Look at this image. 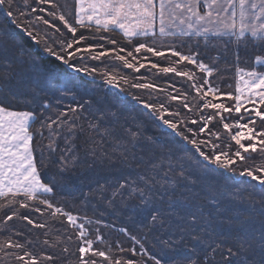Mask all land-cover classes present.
<instances>
[{"label":"snow or ice","instance_id":"obj_1","mask_svg":"<svg viewBox=\"0 0 264 264\" xmlns=\"http://www.w3.org/2000/svg\"><path fill=\"white\" fill-rule=\"evenodd\" d=\"M33 2L35 7L32 6L30 0H23L21 7L16 4V0H0V11H3L8 23L17 29H22L42 53L62 63L72 72L86 73L89 76L99 73L104 83L112 88L120 87L119 81L121 80L124 84H128V78L117 77L107 69L100 70L86 64L78 65L73 61L78 55L83 59L84 53H88L92 60H100L101 57L108 56L110 52H113L116 53L115 59L122 61L125 68L139 72L141 68L145 67V64L140 63L134 53H151L153 57H165V53L159 50L163 45L157 43V32L161 41L166 37L175 36L177 33L181 36L190 34L201 36L210 32L213 34L223 33L235 36L237 46L240 44V39H247L245 34L250 33L253 43L264 47V0H75V25L80 28L95 25L97 32L119 30L128 42H132L135 37L149 35L153 37L151 44L139 43L135 45L134 51L127 52V57H131V60L136 63L130 62L124 55L119 54L126 51L123 47L105 49L97 51L95 54H93L95 48L104 49V46L98 44L79 47L87 37L81 35L77 38V28L64 14L59 13V5L55 0H33ZM14 4H16L15 10ZM42 5H49L50 8L57 9V11L49 10L48 16H51L53 20L58 19L64 28L72 34L71 39L60 42L58 50L40 32L37 31L34 34L31 29V25L37 22H42L48 27H56L55 24L41 15H36L32 20L21 22V18L28 15L24 11L25 8H30L32 13H43L46 9ZM69 15H71L70 11ZM56 31L59 32L60 29L56 28ZM0 35L12 38L11 47L18 51L20 57H27V62L33 71L39 72L41 76L47 75L43 70L40 55L25 47L22 42L15 40V34L10 30L0 31ZM100 39H107V42L112 45L117 44L114 39L103 36ZM167 51L172 57H178V60L173 61V66L160 67L157 63H149L159 72L174 73L176 76L186 77L188 81L193 82L190 85L196 93V97L193 99L198 97L199 101H203L202 104H189L187 93L169 94L168 100L184 101L185 109L200 114L199 121L187 115L181 116L179 111L170 110L165 103L153 104L140 101L136 96L132 98L142 103L143 107L149 110L150 116H154L168 129H171L175 135L191 145L194 153L198 154L201 159H196L193 155H186L176 158L173 162L171 150H168L167 158L161 155L150 160L144 170L134 178L124 177L122 181L118 182V187L112 190L111 197L106 198L101 195V202L105 203L108 208L114 207L117 197L121 198V204L124 205L131 200L138 201L135 207L144 213L147 221L145 227L135 234L124 227L119 228L118 231L128 236L139 248L125 249L119 241L116 242V247L121 252H131L133 257L139 251L142 253L141 259H125L123 257L114 259L111 242L104 239L99 228L95 229V239L89 238V230L86 225H99L102 222L100 219L94 220L87 216L74 215L48 198V194H52L54 188L49 183L42 182L41 170L34 160L32 146L34 134L30 132L31 124L38 117L33 111H17L0 103V201H3L0 203V209L11 208L15 204L19 205L18 209H12L11 214H6L3 221L0 222L3 224L0 231L9 233L0 237V253H3L4 257H13L16 264H45L46 261L52 262L56 259L51 254L41 253L39 256L34 254L28 247L33 241L24 238L25 232L15 227H9V222L16 219L26 221V224L31 226L27 231L48 228L47 221L41 223L19 211V209H31L41 216L45 211H48L51 218L64 217L68 225L76 229L75 239L79 241V246L76 249L78 257L75 260H69L67 264H104V262L106 264H147L143 257H147L153 264H168L166 260H162L158 256L167 255L165 249L178 245L189 248L191 253L181 264H264V159H261L259 163L255 162L256 155L264 157V127H261L264 125V71H258L255 67L251 70L237 67L235 94L221 93L217 87L211 86L208 79L213 75L215 69L200 60L199 53L184 54L175 45H168ZM182 62L193 65L200 73L205 74L203 84L195 82L197 79L195 72L178 70L174 66ZM254 64L264 65V56L257 55L254 58ZM7 78L6 75L4 79L7 80ZM136 79L143 78L137 77ZM130 86L136 89L156 87L152 83H132ZM32 91L34 95L39 94L36 89ZM160 91L166 90L160 89ZM210 95L213 99L226 96L227 101H234V103L228 106L223 102L214 103L207 99ZM245 105L251 107H245ZM43 107L47 110L50 104L45 103ZM79 108L83 109L84 105H79ZM205 109L215 110L214 115H205ZM69 112L61 111L55 118L52 115L44 116L40 119V127L37 129L42 137L43 129H47L49 134V143L37 148L42 159L45 151L50 158H54L58 150L57 137L64 140L65 147L59 148L61 154L57 165L61 172L67 171L69 167L78 162L73 144L78 133L85 136L88 155L95 156L103 152V145L96 140V136L99 135L102 138L107 137L114 140L113 151L118 152L125 160L128 159V144L131 143L134 146L142 136V125H137L135 131L121 125L120 128L127 139L124 136H117L115 127L105 126L106 116L115 119V113L101 111L99 116L89 121L85 128L76 123L80 119L78 108H70ZM222 113H227L228 116H224ZM234 113L239 114L238 118L232 123L226 122ZM166 117H172V119ZM216 117L220 118L223 130L230 139H224L218 130H213L210 127V123ZM188 124H200L201 126L197 131L192 127H187ZM233 129L236 131L233 132ZM201 134H204L202 139L199 138ZM146 139L151 141L152 138L147 137ZM232 142L237 147L233 148ZM104 154L106 155V153ZM185 160L189 162V166L193 164L196 166L195 178L185 167ZM51 162H55V160ZM217 169L231 172L233 175L238 173L240 177L247 178L242 181L245 186L236 188L235 192H247L248 196L242 198L236 195L232 197L233 200L249 199L252 193L256 191L260 193L259 210L254 206L255 201L251 205V211L248 212L233 213L231 209H228V215L221 217L222 231L220 233H217L215 229L209 231L207 227H197L198 221H203L205 224L208 221L205 217L189 211L192 201L174 200L177 188L186 183H204L211 188L210 182L217 174ZM248 179L252 183H248ZM98 191L103 194L107 189L101 185ZM125 193H127L126 197ZM193 195L195 196V193ZM17 197H23V199L18 200ZM209 202L216 203L215 200ZM173 218L177 222L175 225H173ZM257 219L259 229L253 227ZM80 220L83 222H78ZM225 225L232 235H224ZM105 227L111 226L105 225ZM173 227L180 234L179 240H174L171 236L163 238V233L160 230ZM51 234V228L44 232L45 237ZM150 235L154 243L158 242L162 246L158 251L147 247L146 242ZM186 236L190 237V241L185 239ZM13 237L23 239H14ZM66 239L72 241L73 237L67 236ZM54 241L53 243L45 238L42 243L48 247H56L61 243L60 236H55ZM97 242L105 245L106 250L94 247ZM62 251L68 254L70 249L65 245ZM193 255L196 257L195 259L192 258Z\"/></svg>","mask_w":264,"mask_h":264},{"label":"trees","instance_id":"obj_2","mask_svg":"<svg viewBox=\"0 0 264 264\" xmlns=\"http://www.w3.org/2000/svg\"><path fill=\"white\" fill-rule=\"evenodd\" d=\"M59 5V13L64 14L67 19L77 28V38L81 35L87 39L79 45V47H86L88 45H103L104 49L95 48L93 54L97 51L105 49H119L125 48V52L119 53L124 55L130 62L136 63L127 57L128 51H134L135 45L139 43H152L153 37H135L132 42L124 39L119 30L109 32L96 31V26L80 28L75 25V0H55ZM32 6L35 7L33 0H30ZM16 4L23 6V0H16ZM14 4L13 8L15 10ZM46 11L43 13H32L30 8H25L24 11L28 13L27 16L21 18L23 23L26 20H32L36 15H41L48 19L56 27H48L42 22H37L31 25V29L35 32H40L45 39L52 44L54 48L59 49L60 42H66L72 38V34L64 28L63 24L58 20H53L48 16L47 12L57 11L55 8H50L49 5H42ZM69 11L71 15H69ZM27 26V25H26ZM56 28L60 31L57 32ZM10 30L14 33V39L22 42L25 47L32 49L33 52L42 57V65L46 76H41L39 72L33 71L30 64L27 62V57H20L17 50L11 47L12 38L0 35V103L5 107H9L17 111H33L38 117L34 123L31 124L30 132L34 134L32 146L34 149V160L38 168L41 170L42 182L49 183L54 188L52 194H48V198L53 202L62 206L66 211L72 212L74 215L80 217H90L92 219H100L102 222L99 225H86L89 230V238L95 239L96 231L99 228L101 235L105 240H109L112 246L113 258L123 257L141 259L142 253L137 251L136 256H132L131 252H121L116 247V242L119 241L121 246L127 248H139L135 245L124 233L118 231L119 228L124 227L132 233H137L145 227L146 220L144 213L140 212L135 207L138 201L131 200L126 205L121 204V198L117 197L113 208H108L105 203L101 202V195L104 197H111V192L118 187V182L122 181L124 177L134 178L138 173L144 170L145 165L153 159L161 155L167 158L171 150L173 162L180 156L193 155L196 159H201L198 154L194 153L191 145L182 140L181 137L175 135L171 129L163 125L161 121L155 119L154 116L149 115V110L145 109L138 100L133 99V96L139 97L140 101L147 103H165L172 111H179L181 116H189L199 121L198 112H189L183 107L182 100L170 101L168 95H180V93L188 94L189 104H202L196 97L195 91L190 87L193 83L188 81L186 77L176 76L174 73H162L158 69L151 67V63H157L160 67L173 66V61L178 60V57H172L167 51L168 45H175L178 50L184 54L199 53V59L214 68L215 71L211 77H208L211 86L217 87L221 93L235 94L236 86V68L240 67L245 70H251L253 67L258 71H264V65L254 64V58L257 55L264 56V47L253 43V38L245 34V38L240 39V44L235 43L236 37L232 35L211 36V35H189L181 36L175 35L160 40L158 33L156 36L158 45H163L159 48L165 53V57H153L151 53H140L137 56L140 63H144L145 67L141 68L139 72L132 69L125 68L123 62L115 59L116 53L110 52L108 56L101 57L100 60H92L88 53L83 54V59L78 55L73 61L78 65L86 64L90 67H95L100 70L107 69L108 72L117 77L128 78V84L119 81L120 87L112 88L104 83L102 76L99 73H94L92 76L86 73H75L68 69L62 63L56 61L54 58L42 53L37 45L23 32L22 29H17L14 25H10L3 11H0V31ZM114 39L117 41L116 45L109 44L107 39H100V37ZM95 37V38H94ZM75 47V46H74ZM237 53L239 59L237 60ZM147 57V59H145ZM137 66H139L137 64ZM178 70H189L195 72L196 83L203 84L205 74L200 73L193 65L181 63L174 65ZM8 76L7 80L4 79ZM142 77L143 79H136ZM132 83H152L155 88L152 89H136L130 85ZM33 89H36L38 95H34ZM123 89V91H121ZM165 89L166 91H160ZM207 99L215 102H223L228 106L234 101H227V98L220 97L215 100L211 97ZM50 104L47 110L44 109V104ZM79 105H84L83 109ZM78 108V115L80 119L76 121L77 124L87 128V124L94 117L99 116L100 112L115 113L116 117L106 116L104 120L105 126H113L117 129V136L127 137L122 132L120 126L131 128L133 131L137 129V125H142V136L133 144H128V159L125 160L118 152L113 151L115 141L107 137L96 136V140L103 145V152L97 155H88L86 152L85 136L77 134V139L73 142L75 154L78 156V162L74 166L69 167L67 171L61 172L58 168L60 151L59 148H64V140L57 137L58 150L54 158H50L47 151L44 153L43 159L41 153L37 150L38 146H46L49 143L48 131L43 129V137L37 129L40 127V119L44 116L52 115L55 118L59 112H69L70 108ZM243 112V108L241 110ZM215 110L205 109V115H214ZM69 115L71 113L69 112ZM158 115V113H157ZM228 116L227 113H222ZM239 114H232L226 121L232 123L238 118ZM172 119V117H166ZM202 124V122H201ZM198 125L188 124L187 127H192L198 131ZM210 127L213 130H218L224 139H230L227 133L224 132L220 118L216 117L211 123ZM264 127V125H261ZM190 135V134H189ZM151 137V141L147 140ZM199 138H204L201 134ZM232 147L235 148L234 142ZM106 153V155L104 154ZM135 157V158H133ZM264 157L260 155L255 156V162L259 163ZM55 160V162H51ZM139 164V166H138ZM185 167L189 169L193 178L196 177V166L193 164L189 166L187 160L184 161ZM247 178H242L238 175H233L231 172L217 169V174L211 180V188L204 183L184 184L179 186L175 192L174 200L192 201L189 211L195 212L198 216H203L208 223L198 221L197 227H207L209 231L215 229L217 233L222 231L220 227L221 217L228 215V209L233 213L237 211L248 212L251 211V205L255 201V208L259 210L260 193L256 191L252 193L251 198L242 200H233L232 197L239 195L242 198L247 197V192L236 193V188H242L245 185L242 181ZM248 183H252L248 179ZM103 185L107 189L101 194L98 190ZM259 187V186H257ZM195 193V196L193 195ZM125 197L127 193L124 194ZM23 199V197H17ZM210 200H215L216 203H210ZM3 203V201H0ZM43 207V206H40ZM19 205H12L11 208L0 209V222L6 214H11L12 209H18ZM219 210V211H217ZM21 214L28 215L34 220L41 223L47 221L48 228L32 229L27 231L31 226L26 224V221L14 219L9 222V227H15L25 232V237L33 241L28 245L29 249L36 255L51 254L56 257L52 262H45V264H67L69 260H75L78 257L76 252L79 246V241L75 239L76 229L70 227L64 217L51 218L48 211H45L41 216L39 213L31 209H19ZM80 223L83 220L78 221ZM177 222L173 218V225ZM110 225L111 227H105ZM259 229L258 219L253 226ZM3 224L0 223V229ZM52 229V234L48 237L44 236V232ZM66 230V231H65ZM163 238L171 236L174 240H179L180 234L175 231V228L161 229ZM224 235H232L227 226L223 228ZM5 231H0V237L8 235ZM55 236H60L61 243L56 247H48L42 243L47 238L51 242L54 241ZM67 236H72V241L66 239ZM14 239H23L13 237ZM190 241V237H185ZM147 247L158 251L161 245L154 243L152 236L147 239ZM67 245L70 249L68 254L62 251V248ZM94 247L104 248L97 242ZM11 251V250H10ZM167 255L158 256L162 260H166L168 264H181L186 257L191 255L190 249L178 245L173 248L165 249ZM75 253V255H73ZM193 259L196 257L193 255ZM202 258V257H201ZM147 264H153L147 257H143ZM0 264H16L13 257H4L0 253ZM106 264V262H104Z\"/></svg>","mask_w":264,"mask_h":264},{"label":"crops","instance_id":"obj_3","mask_svg":"<svg viewBox=\"0 0 264 264\" xmlns=\"http://www.w3.org/2000/svg\"><path fill=\"white\" fill-rule=\"evenodd\" d=\"M158 33V32H157ZM179 33H177V35H178ZM247 35H250V33H246ZM190 35H192V34H190ZM206 35H211V36H223L224 34L223 33H221V34H213V33H207Z\"/></svg>","mask_w":264,"mask_h":264},{"label":"rangeland","instance_id":"obj_4","mask_svg":"<svg viewBox=\"0 0 264 264\" xmlns=\"http://www.w3.org/2000/svg\"><path fill=\"white\" fill-rule=\"evenodd\" d=\"M209 97H211L213 99V97L210 95ZM221 98L224 97L226 98V96H220ZM220 97L218 99H220ZM218 99H215V100H218ZM245 107H251L250 105H245ZM236 131V129H233V132ZM246 143V142H245Z\"/></svg>","mask_w":264,"mask_h":264}]
</instances>
